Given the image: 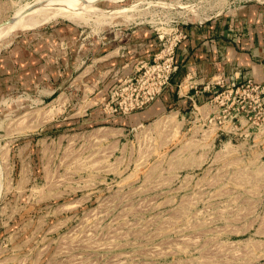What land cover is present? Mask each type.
I'll use <instances>...</instances> for the list:
<instances>
[{"label": "rangeland", "instance_id": "374dc122", "mask_svg": "<svg viewBox=\"0 0 264 264\" xmlns=\"http://www.w3.org/2000/svg\"><path fill=\"white\" fill-rule=\"evenodd\" d=\"M37 1L0 0V25ZM237 1L98 0L80 20L57 17L0 46L52 25L167 27ZM73 63L61 96L0 106V264H264V155L242 132H259L262 110L213 98L115 142L101 120L67 128L106 110L90 86L69 85Z\"/></svg>", "mask_w": 264, "mask_h": 264}, {"label": "crops", "instance_id": "0c3cea01", "mask_svg": "<svg viewBox=\"0 0 264 264\" xmlns=\"http://www.w3.org/2000/svg\"><path fill=\"white\" fill-rule=\"evenodd\" d=\"M183 29L187 37L176 49L179 67L149 106L121 116L101 110L88 121L67 128L87 127V123L101 120L99 127L116 142L168 112L190 114L212 109L209 99L218 81L230 84L253 79L264 83V0H250L205 18L190 19ZM158 47L154 28L138 23L117 25L97 34L85 33L77 25H52L12 36L0 46V106L17 96L38 100L56 94L61 75L75 72V59L78 72L69 85L80 81L90 86L86 95L96 98L95 105L102 107L111 85L132 74L138 62L151 58ZM72 122L56 126L64 128ZM250 127L242 132L248 134V142L255 140L264 155V126L258 133H251Z\"/></svg>", "mask_w": 264, "mask_h": 264}, {"label": "built area", "instance_id": "2783aa9c", "mask_svg": "<svg viewBox=\"0 0 264 264\" xmlns=\"http://www.w3.org/2000/svg\"><path fill=\"white\" fill-rule=\"evenodd\" d=\"M247 1L250 0L237 2L242 4ZM187 21L174 20L168 23L167 27L154 28L159 40L158 50L151 58L140 60L132 74L119 78L111 85L104 104L107 112L113 115L130 114L149 106L163 93L170 84L173 73L179 67L176 49L187 37L183 29ZM216 85L218 88H215L214 95L209 99L210 102L213 98H221V101L231 99V104L237 103V106L241 105L242 108L245 105L259 108L264 115V83L247 79L230 84L218 81Z\"/></svg>", "mask_w": 264, "mask_h": 264}, {"label": "bare ground", "instance_id": "6f19581e", "mask_svg": "<svg viewBox=\"0 0 264 264\" xmlns=\"http://www.w3.org/2000/svg\"><path fill=\"white\" fill-rule=\"evenodd\" d=\"M96 1L98 0H38L0 25V38L17 31L34 28L57 17L80 20L82 13L86 12H83L82 8L89 6L92 10L97 9V6H94Z\"/></svg>", "mask_w": 264, "mask_h": 264}]
</instances>
